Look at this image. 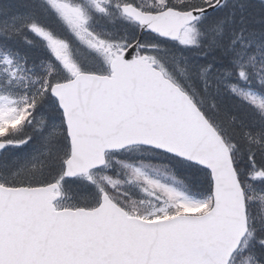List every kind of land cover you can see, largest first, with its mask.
<instances>
[{
	"label": "snow or ice",
	"instance_id": "snow-or-ice-1",
	"mask_svg": "<svg viewBox=\"0 0 264 264\" xmlns=\"http://www.w3.org/2000/svg\"><path fill=\"white\" fill-rule=\"evenodd\" d=\"M0 264H264V0H0Z\"/></svg>",
	"mask_w": 264,
	"mask_h": 264
}]
</instances>
